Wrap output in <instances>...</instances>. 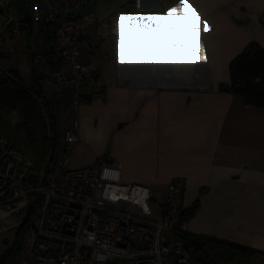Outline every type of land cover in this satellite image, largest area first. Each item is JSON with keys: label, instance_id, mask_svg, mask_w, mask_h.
Listing matches in <instances>:
<instances>
[{"label": "crops", "instance_id": "obj_1", "mask_svg": "<svg viewBox=\"0 0 264 264\" xmlns=\"http://www.w3.org/2000/svg\"><path fill=\"white\" fill-rule=\"evenodd\" d=\"M143 1L139 12L135 0L85 8L114 31L104 37L92 27L82 36L93 71L83 91L102 98L82 104L70 167L117 163L125 181L155 183L164 196L183 179L185 209L199 204L189 232L264 252V108L224 88L231 62L253 43L264 48V0H187L183 15L171 16L179 0ZM54 27L26 31L53 38ZM40 82L47 94L55 88Z\"/></svg>", "mask_w": 264, "mask_h": 264}, {"label": "built area", "instance_id": "obj_2", "mask_svg": "<svg viewBox=\"0 0 264 264\" xmlns=\"http://www.w3.org/2000/svg\"><path fill=\"white\" fill-rule=\"evenodd\" d=\"M90 1L31 0L33 22L55 25L53 38L35 36L33 64L35 74L55 86L47 96L58 132L51 164L59 175H35L30 158L0 131V235L17 233L29 218L21 264H204L173 237L189 232L183 179L169 182L158 203L155 183L125 181L117 163L70 167L82 104L102 98L83 91L93 71L83 60L82 36L92 27L104 37L114 31L109 20L85 11ZM10 3L0 0V39L22 31ZM143 4L135 0L136 12ZM256 264H264V256Z\"/></svg>", "mask_w": 264, "mask_h": 264}, {"label": "trees", "instance_id": "obj_3", "mask_svg": "<svg viewBox=\"0 0 264 264\" xmlns=\"http://www.w3.org/2000/svg\"><path fill=\"white\" fill-rule=\"evenodd\" d=\"M30 3L31 0H11L10 11L21 19L22 29L29 28L32 32L35 22L30 16ZM11 35L14 37L12 31ZM230 74L231 84L224 88L243 97L247 105L264 108V48L257 43L249 45L231 62ZM11 110L18 111L16 120ZM0 131L30 158L35 175L52 172L51 158L58 132L47 92L34 70L33 86L28 87L18 73L0 68ZM198 207L196 204L186 210L184 219L192 216ZM28 221L29 218L18 229L17 240L1 255L0 264H12L20 253ZM173 237L183 240L195 260L204 264H256L257 259L264 256L259 250L206 235L176 231Z\"/></svg>", "mask_w": 264, "mask_h": 264}, {"label": "rangeland", "instance_id": "obj_4", "mask_svg": "<svg viewBox=\"0 0 264 264\" xmlns=\"http://www.w3.org/2000/svg\"><path fill=\"white\" fill-rule=\"evenodd\" d=\"M38 25V24H37ZM39 27V26H38ZM35 34H28L26 30L22 29L18 36H11V33H6L0 39V68L5 72L18 73L28 87L33 86V44ZM47 92V89L45 90ZM13 120L18 116L17 110L10 112ZM48 180H54L59 175V169H52V172H44ZM158 203L162 202L164 195L157 190ZM17 240L16 231L11 230L0 235V257L4 251L9 248ZM21 241V239H19ZM22 249L20 253L14 258L12 264H21V260L25 255V236L22 242Z\"/></svg>", "mask_w": 264, "mask_h": 264}, {"label": "snow or ice", "instance_id": "obj_5", "mask_svg": "<svg viewBox=\"0 0 264 264\" xmlns=\"http://www.w3.org/2000/svg\"><path fill=\"white\" fill-rule=\"evenodd\" d=\"M186 2L187 0H179V5L176 6V7H172L168 10L167 14L166 15H173V14H178V15H183V9L186 5ZM193 11L195 12V9H193ZM123 17V14L121 15V18ZM131 20H133L134 22L136 23H139L142 27L146 24H151V18L150 17H130ZM118 25H119V20H118ZM204 24V30L207 31L209 30V25L207 23V21H204L203 22ZM200 59L201 60H206L207 59V56L205 55V52H204V47L203 45L201 46V54H200ZM147 210V209H145Z\"/></svg>", "mask_w": 264, "mask_h": 264}]
</instances>
